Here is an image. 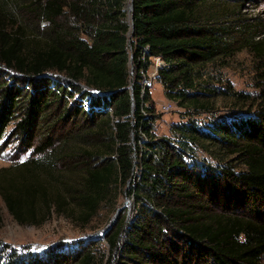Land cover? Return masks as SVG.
Segmentation results:
<instances>
[{
  "label": "trees",
  "instance_id": "16d2710c",
  "mask_svg": "<svg viewBox=\"0 0 264 264\" xmlns=\"http://www.w3.org/2000/svg\"><path fill=\"white\" fill-rule=\"evenodd\" d=\"M127 2L0 0V67L21 78L20 84H8L0 76V149L5 128L13 122L14 132L33 153L16 167L0 168L1 200L13 219L25 224L40 220L35 217L37 201L47 206L46 212L49 201L60 211L69 204L66 195L75 217L87 223L125 186L136 214L126 225L121 216L105 240L110 252L119 251L124 260L119 264H165L166 251L177 249L173 240L190 248L196 264H262L264 45L254 32L256 24L242 27L263 79L252 114L221 119L208 133L187 119L171 124L167 137H158L152 132V101L143 84L156 57L162 64L154 80L165 97L194 113L211 108L199 95L249 97L199 82V68L225 51L228 43L222 36L229 32L203 8V0H131L128 13ZM37 20L44 22L41 28ZM23 27L36 31L25 36ZM45 72L62 76L64 84ZM61 98L70 104L56 119L63 121L71 111L88 122L82 123L85 129L60 134L48 128V135H39L40 120ZM201 138L237 152L241 169L188 163L191 145ZM136 152L140 175L134 182ZM63 172H74L73 181L59 179ZM46 176L61 182L63 196ZM200 179L210 183L213 210L198 197ZM94 244L76 241L66 251L56 246L42 258L12 252L0 264H44L43 259L46 264H96Z\"/></svg>",
  "mask_w": 264,
  "mask_h": 264
},
{
  "label": "rangeland",
  "instance_id": "374dc122",
  "mask_svg": "<svg viewBox=\"0 0 264 264\" xmlns=\"http://www.w3.org/2000/svg\"><path fill=\"white\" fill-rule=\"evenodd\" d=\"M13 1L15 2L16 0ZM203 1V8L213 13L216 19H219L224 24V27H228L225 29L229 32L228 35L222 36V41L228 43L225 51L199 68V73L201 74L199 82L207 88L214 87L220 91H232L233 93L241 92L249 98L248 100L241 101L221 94L210 96L199 95L197 96L198 99L200 101L204 99L208 100L210 103L209 107L211 108L209 110L199 109L197 110L199 113H194L195 109L183 107L178 104L177 100L166 98L161 85L154 80L148 87V91L154 115L152 132L158 137H167L171 124L186 121L187 119L193 120L194 125L200 132L208 133L211 125L221 119L252 114L257 102V94L262 86L263 79L260 76V70L257 69L256 62L253 60L252 53L244 42L242 27L245 24L249 26L256 24L257 27L254 28V32L258 33V37L264 45V0ZM37 22L40 28L44 25L42 21L37 20ZM22 30L25 36H29L30 32L36 31L32 27H23ZM156 65L157 61L152 59V64L147 70V75L150 76L154 72ZM1 75L4 76L8 84L15 82L20 84L21 82L19 74L9 69L0 67ZM43 75L51 78L53 81H60L64 84L62 76L52 72H45ZM64 99L61 98L59 104L54 102L49 105L51 112L47 118L40 120L39 135H48V128H52L55 130V133L60 134H64L65 131L71 128H76V130L80 131L85 129L82 123L87 124L88 122L84 121L81 116H72L73 112L71 111L68 112V116L63 121L56 119L57 115H61L62 109H65L70 104L69 99L65 101ZM252 102H254V105ZM13 127V122H11L5 128L0 149V168L8 166L16 167L25 159L30 158V156L32 157L33 154L31 147L24 146V142H21L17 131L15 130V133ZM191 147L193 150L192 155L185 158L188 163L190 161H197L200 164L210 166L226 163L230 164L234 171L241 169L237 152L228 151L227 148L226 150L221 147L216 148L210 145L204 138H201L198 143L192 144ZM133 164L131 179L135 182L140 175L138 152L134 153ZM63 173H65V176H60L59 179L68 182L73 181L74 172ZM46 178L55 187L57 186L60 195L63 196L61 182L57 183V181L47 176ZM209 185L210 183L207 179H204V181L200 179V186L202 187L197 192L198 197L200 196L202 199L201 204L209 206L213 210L215 209L212 203L214 200L210 197L208 198ZM54 186L50 190L55 191ZM65 199L69 204H62V210L60 211L55 210V207L49 201L50 208L47 209L48 213L46 212L47 206L45 207L44 204L37 201L35 204V217L40 220L37 223L19 224L9 214L0 198V261L6 262V259L9 257L8 255L12 252H15L17 255L37 254L40 255L37 257L42 258L45 257L44 251L52 250L56 246L66 251L72 249L76 241L80 242L89 239L95 241L93 246H95L96 250L93 252L97 261L96 264H109L108 261L111 262L110 264L124 262L118 250L113 252L108 250L105 240L107 235L112 232L115 226L114 223L121 216L124 218L126 225L136 214L134 201L132 197L127 195L125 186L119 188L118 196L114 202L106 201L102 203L94 217L87 223L78 221V218L75 217L73 204L70 203V199L66 195ZM125 199L130 202L124 203ZM117 208L119 209L116 211ZM121 236L123 237L122 234ZM172 243L177 249L166 251L168 257L165 264H196L190 248L185 243H182L180 240H173ZM118 244L121 245V238ZM43 262L46 264L45 259H43ZM40 263L43 264L42 261ZM262 264H264V260Z\"/></svg>",
  "mask_w": 264,
  "mask_h": 264
},
{
  "label": "built area",
  "instance_id": "2783aa9c",
  "mask_svg": "<svg viewBox=\"0 0 264 264\" xmlns=\"http://www.w3.org/2000/svg\"><path fill=\"white\" fill-rule=\"evenodd\" d=\"M156 61H157V65L155 66V69H154V72L149 76L147 75V78L143 81V84L146 86V87H149L151 83H153L154 81V76H155V71H156V67L158 65H161L162 62L161 60H159L157 57L154 58ZM165 107V106H164Z\"/></svg>",
  "mask_w": 264,
  "mask_h": 264
},
{
  "label": "water",
  "instance_id": "95a60500",
  "mask_svg": "<svg viewBox=\"0 0 264 264\" xmlns=\"http://www.w3.org/2000/svg\"><path fill=\"white\" fill-rule=\"evenodd\" d=\"M131 8H132V2H131V0H128V2H127V4H126V7H125L127 13L131 11ZM128 19H129V24L131 25V15H130V14H129V16H128ZM128 88L131 89L130 86H128ZM127 202H128V200L125 199L124 203H127ZM118 209H119V208H117L116 211H117Z\"/></svg>",
  "mask_w": 264,
  "mask_h": 264
},
{
  "label": "bare ground",
  "instance_id": "6f19581e",
  "mask_svg": "<svg viewBox=\"0 0 264 264\" xmlns=\"http://www.w3.org/2000/svg\"><path fill=\"white\" fill-rule=\"evenodd\" d=\"M128 202H130V201H128Z\"/></svg>",
  "mask_w": 264,
  "mask_h": 264
}]
</instances>
